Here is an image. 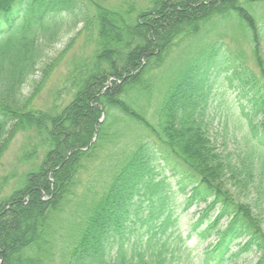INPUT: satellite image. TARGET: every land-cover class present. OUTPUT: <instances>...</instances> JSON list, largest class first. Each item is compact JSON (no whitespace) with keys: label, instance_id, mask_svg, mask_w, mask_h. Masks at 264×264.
<instances>
[{"label":"trees","instance_id":"1","mask_svg":"<svg viewBox=\"0 0 264 264\" xmlns=\"http://www.w3.org/2000/svg\"><path fill=\"white\" fill-rule=\"evenodd\" d=\"M261 16L264 0H149L126 9L109 0H0V165L17 136H27L18 171L0 177V264H172V234L163 237L178 226V205L200 203L206 206L191 227L203 239L217 237L201 264H230L254 248L253 264H264L263 216L228 188L248 186L240 176L249 175L253 157L239 168L220 152L206 120L224 34L211 49L193 45L220 24L236 23L235 34L225 32L236 45L248 44L258 71L237 46L230 51L241 65L234 87L251 130L264 138ZM80 23L25 96L46 42ZM81 36L93 44L91 57L74 59L53 103L37 106V94ZM180 46L192 56L149 113L152 71Z\"/></svg>","mask_w":264,"mask_h":264},{"label":"rangeland","instance_id":"2","mask_svg":"<svg viewBox=\"0 0 264 264\" xmlns=\"http://www.w3.org/2000/svg\"><path fill=\"white\" fill-rule=\"evenodd\" d=\"M148 2L149 0H109V5L115 8L126 9L127 5L140 7L145 6ZM263 21L264 16H261L260 22ZM220 25L221 27L219 29L223 30L217 29L214 32H210V35L196 37L193 43L194 46L195 44H200L205 46L206 50L211 49L213 43L216 42L218 39L217 37H219L216 36L217 33L222 31L224 34V37L218 39V43H224L217 67L220 69L218 71L217 68L212 69L214 71H212L209 77L212 93L208 103V117L206 120L208 121L210 135L217 143L220 152L226 155L229 154L239 168L242 166L241 161L243 159L249 156L253 157L252 169L249 175L244 174L240 176L243 180H250L248 186L246 188H240L228 185V188L234 193L238 200L251 203L255 207V211L260 212L264 219V146H262L264 144V139L256 135L255 131L253 132L251 130L247 116L242 113L241 107L243 104H240L241 102L239 103L237 97L239 91L234 87V85L238 84V80L232 77L236 69L241 70V65L232 58L230 51H235L238 47L242 49L246 65L251 69L258 70L254 66V58L251 56L248 44L240 40L239 44L236 45L232 42L231 36L226 34V32L235 34L233 28L236 29V23H234L233 20H229ZM82 27L83 23H80L76 27H70L69 24L67 26L65 25L56 38L50 42H46L47 45L43 46V57L38 63L36 71L30 75V79L22 88L25 96L31 95L34 88L42 83L45 79V69H48L52 63H55V59L62 55L63 49H65L69 41L77 35L79 32L78 30ZM191 41H193V39ZM75 43L73 49H70L63 57V60L57 63V67L50 74L43 87L42 93L37 94V106L47 107L53 103L57 92L64 86V80L69 70L73 67L72 61L74 59L78 62L80 59H89L91 57L93 50L92 42L86 41L85 38L81 36ZM186 50L185 46L173 48L166 57L163 66L152 71L153 77L151 82L155 88L152 90L151 100L145 105L149 113H151L158 99L163 98L162 91L167 85L169 78L176 74L175 70L185 66V63L188 62V59L192 56V54L187 55ZM68 99L69 98H67V100ZM26 137V134L18 135L12 142L11 148L2 156L0 177L1 175L12 172L13 169L18 171L16 165L20 157V149ZM257 137H259V139ZM26 169H28V165H23L20 171L23 172V170ZM179 194L178 202L180 203L184 196L181 193ZM204 207L205 204L200 203L191 206V208L187 210H183L182 207L178 205L174 215L179 219L177 230L170 227L171 229L168 234L163 237V239L166 240L168 235L172 234L169 238L170 250L172 251L169 252L167 256V258H170V261H172V264H201L204 247L210 242H215L217 239L215 237L203 239L197 234L198 231L192 230V222L197 219L199 216L198 212ZM214 211L215 210L210 212L213 217ZM225 221L226 218L221 221V225L225 226ZM178 236H182L184 241H180ZM238 248L239 247L235 246L233 251L236 252ZM257 259V253L255 249H253L248 252L239 253L238 256L231 260L230 264H253Z\"/></svg>","mask_w":264,"mask_h":264}]
</instances>
